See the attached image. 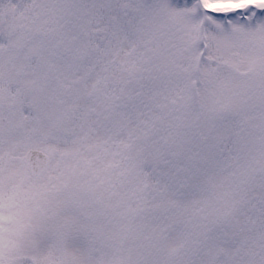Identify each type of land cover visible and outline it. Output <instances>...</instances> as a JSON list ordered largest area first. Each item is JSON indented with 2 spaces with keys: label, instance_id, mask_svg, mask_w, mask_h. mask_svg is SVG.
Segmentation results:
<instances>
[{
  "label": "snow or ice",
  "instance_id": "snow-or-ice-1",
  "mask_svg": "<svg viewBox=\"0 0 264 264\" xmlns=\"http://www.w3.org/2000/svg\"><path fill=\"white\" fill-rule=\"evenodd\" d=\"M0 264H264V0H0Z\"/></svg>",
  "mask_w": 264,
  "mask_h": 264
}]
</instances>
